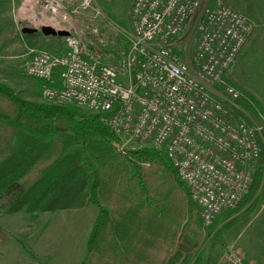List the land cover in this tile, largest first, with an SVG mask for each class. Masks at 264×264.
<instances>
[{"label":"built area","instance_id":"1","mask_svg":"<svg viewBox=\"0 0 264 264\" xmlns=\"http://www.w3.org/2000/svg\"><path fill=\"white\" fill-rule=\"evenodd\" d=\"M40 1L67 21L51 26L67 31L62 51L29 50L24 71L41 80L42 97L98 113L123 144L165 151L203 227L236 208L253 181L264 122L251 120L259 109L225 73L253 19L223 0H132L131 31L116 40L107 18L81 27L68 20L94 9L93 0ZM221 264L257 263L231 245Z\"/></svg>","mask_w":264,"mask_h":264},{"label":"trees","instance_id":"2","mask_svg":"<svg viewBox=\"0 0 264 264\" xmlns=\"http://www.w3.org/2000/svg\"><path fill=\"white\" fill-rule=\"evenodd\" d=\"M120 143L98 113L27 100L0 82L2 214L93 205L81 264H187L178 236L190 213L188 189L165 151H123ZM262 160L261 149L251 187L228 212L264 191Z\"/></svg>","mask_w":264,"mask_h":264},{"label":"rangeland","instance_id":"3","mask_svg":"<svg viewBox=\"0 0 264 264\" xmlns=\"http://www.w3.org/2000/svg\"><path fill=\"white\" fill-rule=\"evenodd\" d=\"M223 1L248 14L256 24L255 29L264 24V0ZM131 2L132 0H93L94 9L69 13L67 18L76 27L95 19L102 25V21L107 18L113 28L110 36L114 35L116 40H120L127 37L131 31ZM42 8L44 2L40 0H0V82L27 100L64 104L46 101L40 92V79L29 77L24 71L30 49L41 48L59 53L65 48L63 37L44 35L39 31L41 25H66L63 14L44 13ZM95 9L100 12L96 17L93 14ZM23 28H36L38 31L23 32ZM193 45L188 43V53L193 49ZM242 60L244 62L231 66L232 73L237 75L238 83L246 87L245 89L264 105V46L257 44ZM79 109L90 114L85 109ZM260 114L261 117L251 116V120L263 123L264 112ZM120 142V149L123 151L139 148L134 144H123L121 139ZM261 143L264 183V140ZM263 199L264 191L260 189L246 205L235 212H222L208 227H203L199 211L191 202L190 213L178 236V242L184 246L183 256L188 257L187 264H199L203 256L206 259L203 264L212 263V256H216L220 251L222 256L225 249L231 245L241 249L247 259H255L250 256L251 246L254 247L252 236L259 227L263 229L264 224L252 219ZM5 200L6 197L0 199V264H80L85 259L86 240L97 213L95 206L3 215ZM258 242L263 245L264 234ZM259 254L258 259H262L264 254ZM257 261L262 263L261 260Z\"/></svg>","mask_w":264,"mask_h":264},{"label":"crops","instance_id":"4","mask_svg":"<svg viewBox=\"0 0 264 264\" xmlns=\"http://www.w3.org/2000/svg\"><path fill=\"white\" fill-rule=\"evenodd\" d=\"M257 44L259 46H264V24H260V25H258V27L256 29H254L252 35L250 36L248 41L245 43L241 52L236 57L234 62L231 64V66L233 64H238L239 62H241V63L244 62V60H242V59H244L246 57V54L250 50H252L254 46H257ZM231 66L228 68V70L225 73L226 79H228V81L231 80L232 82L231 81H229V82L232 83L234 86H236L238 89H240L242 92H245V94H249L250 96H252L253 99L258 102L257 104L260 106V108L264 112V105L260 104V101L250 91L245 89L246 87L244 88L240 83H238L237 75L234 76V74L232 73ZM234 77H235V79H233ZM261 109H259L260 112H262ZM252 221L262 222V224H264V199L261 201V204H260L259 208L257 209V211L253 214ZM263 234H264V228L261 229L259 227L258 229L255 230V233L252 236V243H253L254 247L251 246L250 256L252 258H255V259H248V260H251L252 262H255L257 264H264V257L262 259H258L260 257L259 252L264 254V243L262 245V243L258 242V240H261V237ZM179 235H180V233H179ZM258 244H261V245H258ZM221 253L222 252L220 251L216 256H212V260H214V261H212V263H209V264H219V263L221 264V257H222ZM205 260L206 259L203 256V259L201 260V262L199 264H203L205 262ZM257 260H261L262 263L258 262Z\"/></svg>","mask_w":264,"mask_h":264},{"label":"water","instance_id":"5","mask_svg":"<svg viewBox=\"0 0 264 264\" xmlns=\"http://www.w3.org/2000/svg\"><path fill=\"white\" fill-rule=\"evenodd\" d=\"M22 31L31 33V32L38 31V29L23 28ZM39 31L42 32L44 35H52V36H59V37H63L67 35V31L62 30V29H55L49 25H41V27L39 28Z\"/></svg>","mask_w":264,"mask_h":264},{"label":"bare ground","instance_id":"6","mask_svg":"<svg viewBox=\"0 0 264 264\" xmlns=\"http://www.w3.org/2000/svg\"><path fill=\"white\" fill-rule=\"evenodd\" d=\"M54 25H56V24H54ZM54 25H53V26H54Z\"/></svg>","mask_w":264,"mask_h":264}]
</instances>
